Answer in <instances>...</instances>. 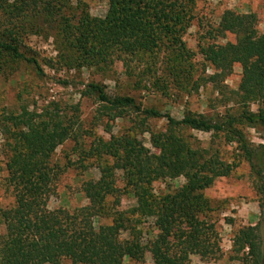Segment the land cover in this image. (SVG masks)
<instances>
[{
	"label": "trees",
	"instance_id": "obj_1",
	"mask_svg": "<svg viewBox=\"0 0 264 264\" xmlns=\"http://www.w3.org/2000/svg\"><path fill=\"white\" fill-rule=\"evenodd\" d=\"M104 1L107 10L102 19L81 12L70 27L67 41L78 67L99 68L112 60L125 64V58L149 54L161 44L175 50L177 58L183 57L179 39L193 18L196 0ZM66 3L19 0L3 9L0 63L6 56L32 65L42 76L36 61L20 51V35L25 30L33 32L35 23L50 28L62 22L65 34L68 20L62 9ZM255 26L253 14L225 11L214 30L215 37L229 33L235 35V42L201 49L205 61L216 69L240 66L236 95L251 102L264 98V32L257 34ZM81 96L92 98L105 119L103 132L108 139H97L93 152L111 159L112 164L98 167L99 179L82 186L86 206L49 211L46 203L62 172L49 160L58 146L75 138L74 124L56 115L22 113L8 117L12 131L5 130L11 142L5 144L3 182L13 196V205L0 208V264H122L124 259L141 261L144 253L150 255L152 264H185L190 255L205 261L218 254L213 223L205 217L209 203L202 192L215 179L228 177L236 163L221 160L217 149L193 146L184 137L187 131L207 134L224 146H233L259 182L257 189L264 199V146L252 147L242 130L264 127V109L256 113L242 111L215 121L190 115L176 120L167 113L141 109L132 98L109 96L97 84L85 85ZM119 119H128L131 129L147 133L153 152L136 137L113 134L111 125ZM148 120H163L164 132H151ZM115 172L121 173L123 190H129L135 206L129 211L113 212L110 225L95 229L92 219L104 200L119 194L114 186ZM179 177L184 181L179 188L162 196L152 193L151 183ZM147 219L151 220V230L143 243L140 224ZM259 229L257 224L234 233L231 252L240 264H264ZM121 233H127L125 240L120 239ZM44 245H54L58 252L46 254Z\"/></svg>",
	"mask_w": 264,
	"mask_h": 264
},
{
	"label": "rangeland",
	"instance_id": "obj_2",
	"mask_svg": "<svg viewBox=\"0 0 264 264\" xmlns=\"http://www.w3.org/2000/svg\"><path fill=\"white\" fill-rule=\"evenodd\" d=\"M19 0H0V23L3 9L13 6ZM107 5L104 0H67L62 9L63 17L68 20L61 26L44 28L40 23L32 24V31L25 30L20 35V51L36 61L42 76L35 73L32 65L13 61L4 56L0 63V208L13 205V196L4 186L6 176L4 163L6 143L12 131L10 116L22 113L39 116L56 115L63 122L73 123L75 138H70L58 146L50 157L49 164L62 172L55 182L52 195L46 205L49 211L63 209L71 211L87 205L82 186L88 181L99 179L98 167L110 166L112 160L97 157L93 148L97 139L106 141L103 132L105 119L98 113V106L92 98L81 96L85 85L97 84L109 96L132 98L141 109H153L167 113L179 120L183 115L203 117L215 121L226 115L237 116L242 111L256 113L264 109V98L248 101L236 95L241 76L238 64L216 69L205 61L201 49L207 46L233 44L235 35L225 33L215 37L218 21L225 11L237 15L253 14L256 18V32H264V0H196L192 10V20L179 39L184 52L177 58L175 50L161 44L149 54H139L121 60L93 67H78L76 55L70 49L67 38L70 27L74 26L78 15L86 13L90 18L102 19ZM30 25V24H29ZM36 25L38 28H36ZM28 26V25H26ZM26 29V28H25ZM148 129L153 133H163V120H148ZM252 147L264 146V127L242 128ZM113 134H128L136 137L142 145L153 152L149 135L131 129L128 119L116 120L111 125ZM184 137L193 146L202 149L218 150L221 160H235L236 166L226 178L215 179L212 185L202 192L208 201L209 210L205 217L213 223L217 235L219 253L200 261L190 255L185 264H240L238 256L231 252V239L243 227L260 224L259 236L264 243V199L258 191L257 180L251 175L248 165L242 160L233 146H224L220 140L209 135L187 131ZM184 183L181 177L174 180H160L151 183V191L162 196L179 188ZM114 186L118 196L107 197L99 212L92 219L95 229L108 226L112 213L129 211L135 206L129 190H123L120 172L114 174ZM143 243L146 233L151 230V220H141ZM3 228L0 227V235ZM127 233H121L125 240ZM46 254L58 252L54 245H44ZM60 264H70L60 261ZM122 264H152L150 255L144 253L141 261L124 259Z\"/></svg>",
	"mask_w": 264,
	"mask_h": 264
}]
</instances>
